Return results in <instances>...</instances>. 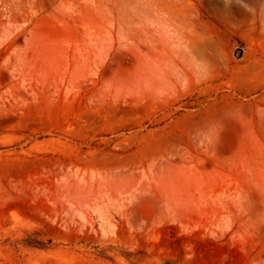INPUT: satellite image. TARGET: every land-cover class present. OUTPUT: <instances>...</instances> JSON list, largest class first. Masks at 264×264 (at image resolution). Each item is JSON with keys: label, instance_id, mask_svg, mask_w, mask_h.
Instances as JSON below:
<instances>
[{"label": "rangeland", "instance_id": "obj_1", "mask_svg": "<svg viewBox=\"0 0 264 264\" xmlns=\"http://www.w3.org/2000/svg\"><path fill=\"white\" fill-rule=\"evenodd\" d=\"M0 264H264V0H0Z\"/></svg>", "mask_w": 264, "mask_h": 264}]
</instances>
